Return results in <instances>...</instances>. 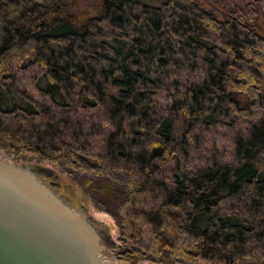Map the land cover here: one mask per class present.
I'll return each mask as SVG.
<instances>
[{
    "label": "trees",
    "instance_id": "obj_1",
    "mask_svg": "<svg viewBox=\"0 0 264 264\" xmlns=\"http://www.w3.org/2000/svg\"><path fill=\"white\" fill-rule=\"evenodd\" d=\"M75 1L0 0V150L124 175L128 253L264 264V0Z\"/></svg>",
    "mask_w": 264,
    "mask_h": 264
},
{
    "label": "water",
    "instance_id": "obj_2",
    "mask_svg": "<svg viewBox=\"0 0 264 264\" xmlns=\"http://www.w3.org/2000/svg\"><path fill=\"white\" fill-rule=\"evenodd\" d=\"M60 183L51 166L0 156V264H118L112 235Z\"/></svg>",
    "mask_w": 264,
    "mask_h": 264
},
{
    "label": "rangeland",
    "instance_id": "obj_3",
    "mask_svg": "<svg viewBox=\"0 0 264 264\" xmlns=\"http://www.w3.org/2000/svg\"><path fill=\"white\" fill-rule=\"evenodd\" d=\"M204 8L209 11H214L215 8L222 9L223 7L234 8L237 6H244L249 0H212L206 2L200 0ZM213 2H216L214 8ZM92 3L75 1L70 2L69 8L75 12H87L91 8ZM218 8V9H219ZM260 28L264 32V19L258 21ZM0 156L9 160L23 161V162H36L42 165L51 166L58 181L64 183L69 189L68 193L61 190V193L66 194L75 207L85 205L90 214L95 219L97 225L110 233L114 239L112 247H107L105 257L111 263L118 264H165L155 260L145 259L142 256H135L128 253V246L124 240L123 227L120 220V214L116 211V205L121 201H125L127 197V180L124 175L116 174L115 176H101L95 174L81 173L79 171L61 170L53 163L46 160H29L24 158H17L14 155H9L5 151L0 150ZM109 187V193L104 192V188ZM76 198V200L74 199ZM121 245V246H120ZM119 247L120 250L115 249ZM115 250H114V249ZM125 249V250H124ZM250 264V263H249Z\"/></svg>",
    "mask_w": 264,
    "mask_h": 264
},
{
    "label": "flooded vegetation",
    "instance_id": "obj_4",
    "mask_svg": "<svg viewBox=\"0 0 264 264\" xmlns=\"http://www.w3.org/2000/svg\"><path fill=\"white\" fill-rule=\"evenodd\" d=\"M59 187H60V190H63L65 193H68V192H69L68 187H67L66 185H64V183H62V184L60 183V186H59ZM74 199L76 200V198H74ZM120 246H121V245H120ZM114 248L117 249V250H120L119 247L117 248V247L114 246ZM114 248H113V249H114ZM115 249H114V250H115ZM124 250H125V249H124Z\"/></svg>",
    "mask_w": 264,
    "mask_h": 264
}]
</instances>
